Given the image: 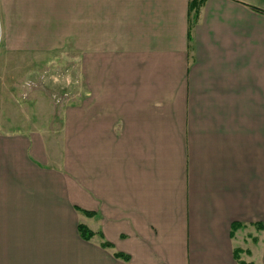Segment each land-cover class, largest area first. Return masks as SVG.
Here are the masks:
<instances>
[{
	"label": "crops",
	"instance_id": "1",
	"mask_svg": "<svg viewBox=\"0 0 264 264\" xmlns=\"http://www.w3.org/2000/svg\"><path fill=\"white\" fill-rule=\"evenodd\" d=\"M190 1L0 0L87 68L60 142L0 132V264H264V0Z\"/></svg>",
	"mask_w": 264,
	"mask_h": 264
},
{
	"label": "rangeland",
	"instance_id": "2",
	"mask_svg": "<svg viewBox=\"0 0 264 264\" xmlns=\"http://www.w3.org/2000/svg\"><path fill=\"white\" fill-rule=\"evenodd\" d=\"M3 25L0 19V132L31 128L58 143L66 124L84 117L70 115L87 106L84 54L70 39L47 50H14Z\"/></svg>",
	"mask_w": 264,
	"mask_h": 264
},
{
	"label": "trees",
	"instance_id": "3",
	"mask_svg": "<svg viewBox=\"0 0 264 264\" xmlns=\"http://www.w3.org/2000/svg\"><path fill=\"white\" fill-rule=\"evenodd\" d=\"M204 2V0H191L189 3V10H190V15L189 18H191V21L193 22L198 14V10L201 6V4ZM81 211H83L86 215H92L93 213L91 211H87L84 209H81ZM78 231L79 234L81 236V238L88 240L90 239L93 235L94 232L91 231L86 225L84 224H79L78 225ZM102 246L104 247H110L111 243H109L108 241H103L101 243ZM114 255L118 258H122L124 260H128L129 256L127 254L121 253V252H115Z\"/></svg>",
	"mask_w": 264,
	"mask_h": 264
}]
</instances>
